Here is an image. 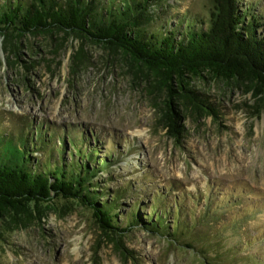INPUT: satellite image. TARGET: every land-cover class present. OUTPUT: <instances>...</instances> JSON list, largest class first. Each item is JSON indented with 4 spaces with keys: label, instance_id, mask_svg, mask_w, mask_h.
I'll list each match as a JSON object with an SVG mask.
<instances>
[{
    "label": "trees",
    "instance_id": "1",
    "mask_svg": "<svg viewBox=\"0 0 264 264\" xmlns=\"http://www.w3.org/2000/svg\"><path fill=\"white\" fill-rule=\"evenodd\" d=\"M165 1L0 0V40L16 54L22 38L64 33L120 54L135 76L144 74L151 90L167 94L161 119L179 143L182 110L221 118L217 106L194 87L195 79L245 84L261 96L264 110V15L253 5L240 9V0H210L208 17L200 18L206 27H197L196 19L185 21V27L176 22L183 13L174 23L167 15H153ZM84 52L80 48L74 58ZM34 124L25 118L14 130L1 128L0 121V240L6 239L8 217L31 220L35 212L41 216L65 202L91 212L102 234L120 247L143 229L204 264H264V257L244 254L254 250L244 234L258 213L249 211L237 191L227 197L209 184L191 193L166 183L147 195V173L141 183L127 180L110 189L101 174L123 161L124 151L103 149L100 134L89 128ZM126 199H133L127 211ZM125 249L123 255L132 254Z\"/></svg>",
    "mask_w": 264,
    "mask_h": 264
},
{
    "label": "rangeland",
    "instance_id": "2",
    "mask_svg": "<svg viewBox=\"0 0 264 264\" xmlns=\"http://www.w3.org/2000/svg\"><path fill=\"white\" fill-rule=\"evenodd\" d=\"M239 2L240 9L253 5L255 12L264 15V0ZM209 7L210 0H167L153 15H167L174 23L175 16L183 13V18H176L178 24L184 21L181 25L186 27L185 21L196 19V26L205 28L200 18L208 17ZM19 42L20 50L13 54L0 41L1 128L16 130L30 118L34 125L44 123L45 128L54 125L96 131L105 143L103 149L124 151V160L101 174L110 189L127 180L141 183L147 173V195L166 183H178L191 193L205 191L209 184L227 197L237 191L249 211L258 213L244 234L254 250L244 254L264 257L261 96L256 97L255 91L242 83L195 79L194 87L217 106L221 118L192 108L182 110L185 117L179 143L161 119L167 94L151 90L144 74L135 76L120 54L110 55L101 47L86 45L79 60L74 56L83 42L64 33L28 36ZM35 155L42 157V153ZM111 176L115 179L105 181ZM132 200L124 201L123 210L129 209ZM61 204L41 216L35 212L31 220L8 217L6 239L0 240V263L204 264L197 255L168 247L163 238L143 229H136L117 247L94 224L91 212L76 203ZM125 248L132 254L123 255ZM239 264L251 263L241 260Z\"/></svg>",
    "mask_w": 264,
    "mask_h": 264
},
{
    "label": "water",
    "instance_id": "3",
    "mask_svg": "<svg viewBox=\"0 0 264 264\" xmlns=\"http://www.w3.org/2000/svg\"><path fill=\"white\" fill-rule=\"evenodd\" d=\"M0 41H1V40H0ZM2 45H3V47L5 46V44H3V43H2ZM86 45H88V44H83V43H82L80 48H82V47H83V48L85 49V46H86ZM8 51H9V50H8ZM116 246H117V247H120V246H119V245H117V244H116ZM122 254H123V253H122Z\"/></svg>",
    "mask_w": 264,
    "mask_h": 264
}]
</instances>
